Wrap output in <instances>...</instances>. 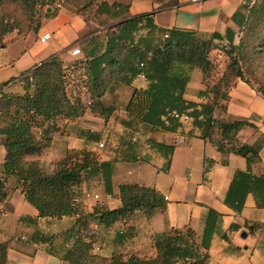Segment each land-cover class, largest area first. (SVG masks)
Masks as SVG:
<instances>
[{"label": "trees", "instance_id": "1", "mask_svg": "<svg viewBox=\"0 0 264 264\" xmlns=\"http://www.w3.org/2000/svg\"><path fill=\"white\" fill-rule=\"evenodd\" d=\"M98 1L96 15L105 18H99V25L92 29L96 34L89 41L94 46L91 54L85 53L72 61L53 55L42 61L21 76L23 93L3 89L13 79L0 85V134L7 138L0 173V202L10 195L8 179L15 176L17 187L36 207L40 217H74L71 226L49 236V243L55 240L61 244V249L51 247L50 251L68 264H208L209 248L221 217L215 209H208L201 237L192 226L171 228L154 236V256L123 252L104 255L94 251L100 230L129 219L136 210L148 215L164 210L163 194L156 187L123 183L119 186L120 207L110 209L98 203L88 210L81 201V185L88 171L95 169H99L107 181L109 162L101 161L94 150L71 149L52 164L51 170L40 161L29 160L28 156L41 154L51 145L59 120H76L87 110L109 119L117 106L108 104L105 96L109 94L114 98L120 86L127 85L132 94L125 106L128 114V118L123 119L125 125L148 124L176 132L183 131L190 122L192 128L188 134L211 142L222 153H235L248 161L246 170L239 169L234 174L227 204L241 211L251 192L258 207L264 208V172L252 171V166L262 159L264 134L253 121L226 118L231 89L239 80L264 95L263 85L256 88L253 82L258 60L264 62V34L258 28H264V0L254 5L243 4L244 11L234 16L238 30L228 28L224 34L214 32L209 37L195 30L160 27L154 22L153 12L134 15L130 4L123 1ZM9 3L18 5L21 14L8 9ZM47 5L48 0H0V45L5 44L6 37L14 31L19 37L37 33ZM102 26L106 28L97 33ZM101 42L104 43L102 48L99 47ZM217 48L230 62L218 79L212 81L213 71L221 66L211 57ZM194 69H200L203 75L204 88L199 91L202 101L185 97ZM141 76L147 81L145 88L134 85L135 79ZM75 82L89 94V101L70 95L69 88ZM175 112L189 119H181ZM246 127L260 133L254 143L238 138ZM147 143L170 164L175 145L153 137L148 138ZM136 148V144L130 146L133 152ZM137 159L146 161L141 155ZM94 222L97 228L92 225ZM261 226L252 224L250 228L255 230ZM235 227L234 224L232 229ZM8 250L9 243L0 241V264L8 263Z\"/></svg>", "mask_w": 264, "mask_h": 264}, {"label": "crops", "instance_id": "2", "mask_svg": "<svg viewBox=\"0 0 264 264\" xmlns=\"http://www.w3.org/2000/svg\"><path fill=\"white\" fill-rule=\"evenodd\" d=\"M118 1L129 3L134 15L153 12L154 22L160 27L190 29L204 35L214 32L224 34L228 28L238 30L234 16L244 11L242 0H202L201 3L192 0ZM45 32H51L52 36L42 42ZM97 33H102V30ZM94 34L96 32L82 15L61 4H48L37 33L19 37L14 31L6 37V43L0 45V85L13 79L3 89L23 93L25 89L20 78L25 72L53 55L72 61L85 53L91 54L94 46L89 41ZM76 45L82 49L81 56L71 54ZM103 45L101 42L99 47ZM196 70L200 69L192 71L185 97L202 101L199 91L204 88L203 75L201 72L193 85ZM134 85L145 88L147 81L141 76L135 79ZM76 94L82 98L80 93ZM131 94L130 88L117 91L114 98L109 94L105 96L108 104L117 106L116 113L107 120L89 111L76 120H59L51 145L41 154L28 156V159L40 161L52 170L51 164L71 149L96 151L97 139L104 136L111 138L113 128L128 134L130 127L123 123V119L128 118L125 106ZM230 95L226 118L253 121L258 125L259 132L264 134V95L242 80L231 89ZM138 126L143 132L141 139L153 137L175 145L170 164L148 143L140 153L137 148L133 152L123 141H119L115 148L98 153L101 161L109 162L110 176L106 181L99 169L89 170L81 185L82 204L88 210L98 203L110 209L118 208L122 204L120 184L139 183L156 187L164 196L166 208L158 209L151 215L136 210L129 219L118 221L109 229H101L94 251L104 255L123 252L154 256L155 235L171 228L192 226L201 237L208 209L213 208L221 217L209 248L208 264H264V208L258 207L251 192L247 194L241 211L226 202L234 174L239 169L248 168L247 159L235 153H222L211 142L188 134L192 128L190 122L185 124L183 131L179 129L176 132L163 131L148 124ZM260 133L253 127H246L239 132L238 138L242 142L254 143ZM6 139L0 134V173L6 156ZM260 154L261 162L252 166L254 173L264 172V145ZM139 155L145 156L146 161L137 159ZM17 186L18 178L10 177V195L0 202V241L9 243L7 264H68L60 255L50 251L51 247L61 249V244L55 240L49 243V236L71 226L74 217H40L36 207ZM234 224L236 227L232 229ZM252 224L262 226L253 230L250 228ZM92 225L97 226L96 222ZM244 231L248 233L247 237L242 236Z\"/></svg>", "mask_w": 264, "mask_h": 264}, {"label": "rangeland", "instance_id": "3", "mask_svg": "<svg viewBox=\"0 0 264 264\" xmlns=\"http://www.w3.org/2000/svg\"><path fill=\"white\" fill-rule=\"evenodd\" d=\"M99 2L100 1H98V0H48V4H56V3L61 4L62 6L68 8L74 12H78V13L82 14L84 16L85 21L91 26L92 29L97 28V26L99 25V18H105V16H103V15H101V17H98L96 15L97 5ZM7 8L10 10H16L15 14H17V15L21 14V9L16 4L9 3ZM44 11L46 12V9H44ZM43 18H44V16H43ZM105 26H102L99 28H101V30H102V29L108 27L109 25L106 27ZM258 28H260V32L264 34V28L262 26H260ZM207 37H209V36L207 35ZM211 57L215 61V63L221 65L213 71V73L210 77V80L216 81L218 79V77L222 74V72H224V70H226V67L229 64L230 60L226 57V55L223 53V51L220 48L213 50L211 53ZM199 75L201 76V71L196 70L195 76L193 79V85L197 82ZM253 82H255L254 85L256 88H259L260 85L261 86L263 85V87H264V62H262V61L258 60V63L255 67V77L253 79ZM80 86H82V85L78 84L77 82L73 83L69 88V93L72 97L75 96V93H77V94L80 93L82 95V98L84 99V102H87L89 100L88 94L84 89L80 88ZM119 89L121 91H126V90L130 89V86L122 85V86H120ZM87 111H89L90 113H93L90 110H87ZM93 114H95V113H93ZM97 115L99 116V114H97ZM119 116H121V115L119 114ZM129 129L130 130H129L128 134L125 135L124 133L122 134L120 130H116L115 128H113L111 138L104 136L103 138L97 139L98 144L95 145L97 147L96 152L101 154L102 152L106 151L108 148H115L119 144L118 143L119 141L120 142L123 141L124 145H126L128 149H130L131 145L136 144L138 151L140 153H143L144 149H146L145 147H147L145 145L147 143V139H141V133H143L141 127L133 125ZM121 137L124 138V140H122ZM134 137L137 138L136 141L133 140ZM100 142L105 143V147L103 149H100V147H99ZM142 159H143V157H142ZM53 163H55V162H53ZM52 164H51V166H53Z\"/></svg>", "mask_w": 264, "mask_h": 264}, {"label": "built area", "instance_id": "4", "mask_svg": "<svg viewBox=\"0 0 264 264\" xmlns=\"http://www.w3.org/2000/svg\"><path fill=\"white\" fill-rule=\"evenodd\" d=\"M192 1H194V2H198V3H201L202 2V0H192ZM258 1H260V0H242V2H243V4L244 5H254L255 3H257ZM52 36V33L51 32H45L44 34H43V36L41 37V41L42 42H45V41H47L50 37ZM167 36V35H166ZM82 49H81V47L79 46V45H76V46H74L72 49H71V54L73 55V56H80V55H82ZM144 78H145V76H143ZM175 115L177 116V117H180L181 119H184V120H188L189 119V117L187 116V115H180L179 113H177V112H175ZM134 141H136L137 140V138L136 137H134V139H133ZM99 147H100V149H103L104 147H105V143L104 142H100L99 143ZM98 197V196H97Z\"/></svg>", "mask_w": 264, "mask_h": 264}, {"label": "water", "instance_id": "5", "mask_svg": "<svg viewBox=\"0 0 264 264\" xmlns=\"http://www.w3.org/2000/svg\"><path fill=\"white\" fill-rule=\"evenodd\" d=\"M242 236L243 237H247L248 236V233L246 231L242 232Z\"/></svg>", "mask_w": 264, "mask_h": 264}]
</instances>
